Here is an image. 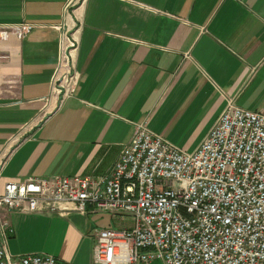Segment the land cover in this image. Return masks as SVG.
Instances as JSON below:
<instances>
[{"label": "crops", "instance_id": "0c3cea01", "mask_svg": "<svg viewBox=\"0 0 264 264\" xmlns=\"http://www.w3.org/2000/svg\"><path fill=\"white\" fill-rule=\"evenodd\" d=\"M0 194L30 178L108 176L138 125L192 153L228 100L264 115V0H0ZM60 30L76 32L78 83L50 99ZM3 155V156H2ZM13 256L92 264L107 214L3 212ZM152 264H161L153 262Z\"/></svg>", "mask_w": 264, "mask_h": 264}, {"label": "built area", "instance_id": "2783aa9c", "mask_svg": "<svg viewBox=\"0 0 264 264\" xmlns=\"http://www.w3.org/2000/svg\"><path fill=\"white\" fill-rule=\"evenodd\" d=\"M31 30L27 24L0 25V61L3 44ZM75 34L60 30L49 100L61 102L75 92ZM3 84L0 70V99ZM6 156H0V170ZM3 212L107 214L128 223L94 230L92 264H264V115L230 99L192 153L138 125L106 177L6 183L0 264H61L45 254L11 255L14 229Z\"/></svg>", "mask_w": 264, "mask_h": 264}, {"label": "rangeland", "instance_id": "374dc122", "mask_svg": "<svg viewBox=\"0 0 264 264\" xmlns=\"http://www.w3.org/2000/svg\"><path fill=\"white\" fill-rule=\"evenodd\" d=\"M128 224H126V225H124V226H127ZM123 227V224H119V223H115V225L114 226H110V227H102V226H100V225H98V227H97V229L99 230V229H106V228H114V229H120V228H122Z\"/></svg>", "mask_w": 264, "mask_h": 264}]
</instances>
